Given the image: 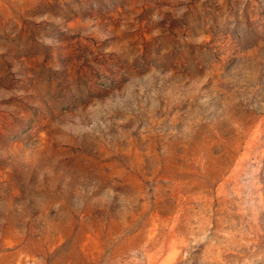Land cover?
I'll return each mask as SVG.
<instances>
[{"label": "rangeland", "instance_id": "1", "mask_svg": "<svg viewBox=\"0 0 264 264\" xmlns=\"http://www.w3.org/2000/svg\"><path fill=\"white\" fill-rule=\"evenodd\" d=\"M0 264H264V0H0Z\"/></svg>", "mask_w": 264, "mask_h": 264}]
</instances>
